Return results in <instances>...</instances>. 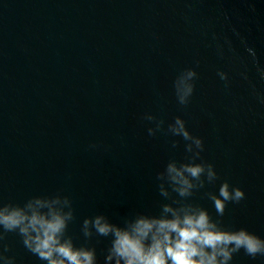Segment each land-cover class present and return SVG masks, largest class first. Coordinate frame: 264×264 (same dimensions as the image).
Segmentation results:
<instances>
[{"label":"water","instance_id":"95a60500","mask_svg":"<svg viewBox=\"0 0 264 264\" xmlns=\"http://www.w3.org/2000/svg\"><path fill=\"white\" fill-rule=\"evenodd\" d=\"M188 68L194 91L180 105L173 82ZM262 101L264 0H0V201L67 196V234L94 247L97 264L111 237L86 240L84 218L122 225L170 202L156 175L191 155L188 141L167 132L177 116L219 177L189 201L215 219L207 193L227 180L245 196L226 204L224 226L264 238ZM145 114L162 130L150 136L155 121ZM0 252L14 264H46L15 232ZM230 264H264V256L241 249Z\"/></svg>","mask_w":264,"mask_h":264},{"label":"clouds","instance_id":"9594fccd","mask_svg":"<svg viewBox=\"0 0 264 264\" xmlns=\"http://www.w3.org/2000/svg\"><path fill=\"white\" fill-rule=\"evenodd\" d=\"M196 75L188 68L174 80L180 105L189 103ZM218 75L222 80L227 79L223 72ZM144 119L155 121V127L148 128L150 136L162 130V120L150 114H145ZM167 132L188 141L185 150L191 155L186 161L169 160L164 170L157 173L159 193L170 201L160 205L159 215L136 213L124 219L122 225L112 223L103 214L82 221L81 231L86 240L93 235L111 237L104 264H230L233 255L241 249L253 258L264 256V238L243 227H225L221 219L228 202L244 199L245 193L240 187H230L224 180L218 195L207 193L217 213L215 219L206 208L189 201L206 181L214 183L219 177L212 164L200 159L203 141L187 130L183 119L175 117ZM73 219L71 200L60 194L33 196L23 205L0 201V242L7 233L15 232L24 247L46 264H97L95 248L86 244L76 246L67 234ZM2 246L6 252L8 246ZM3 252H0V261L14 264L13 258Z\"/></svg>","mask_w":264,"mask_h":264}]
</instances>
